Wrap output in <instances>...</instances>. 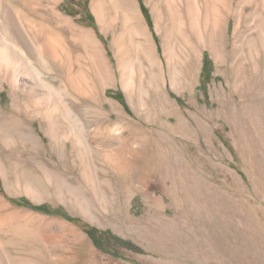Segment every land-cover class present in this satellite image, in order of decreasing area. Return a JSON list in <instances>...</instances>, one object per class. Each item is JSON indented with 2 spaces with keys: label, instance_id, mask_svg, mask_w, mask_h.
<instances>
[{
  "label": "rangeland",
  "instance_id": "1",
  "mask_svg": "<svg viewBox=\"0 0 264 264\" xmlns=\"http://www.w3.org/2000/svg\"><path fill=\"white\" fill-rule=\"evenodd\" d=\"M134 1L138 8L130 17L116 15L115 24L119 32L126 26L139 30L126 67L129 88L120 81L113 36L101 29L92 0L54 5L60 15L92 31L112 82L98 83L90 68L77 64L88 81L56 115L74 126L89 144L85 149L73 146L76 137L68 130L58 149L52 147L45 118L26 115L38 151L12 120L0 119V264H264V87L253 85L241 66L249 48L233 61L235 18L227 34L229 62L219 65L195 42L200 59L191 79L189 20L174 0H162L157 9L156 1ZM250 29L254 37V25ZM196 31L205 43L206 33ZM166 42L177 52L176 82ZM157 60L165 65L159 90L153 78ZM45 77L49 85L62 86L56 73ZM14 102L6 83L0 87V115L11 116ZM110 124L138 149L145 140L141 152L132 156L117 140L111 148H97L109 140ZM42 162L70 189L62 178L44 175ZM13 199L62 209L69 218L131 242L139 252L111 242L101 251L71 219L21 207Z\"/></svg>",
  "mask_w": 264,
  "mask_h": 264
},
{
  "label": "bare ground",
  "instance_id": "2",
  "mask_svg": "<svg viewBox=\"0 0 264 264\" xmlns=\"http://www.w3.org/2000/svg\"><path fill=\"white\" fill-rule=\"evenodd\" d=\"M154 1L157 4L156 9L161 6L162 0H148L149 3H154ZM174 1L182 16L189 20L193 29L190 58L187 64L191 79L195 77L197 63L200 59V51L195 46V42L197 45L209 49L219 65L229 62L231 56L228 54L227 34L229 21L231 17H234L236 24L232 44L233 61L244 56L245 49L249 48L250 57L241 66L250 76L249 79L253 85L264 87V0ZM57 2L58 0H0V87L6 83L10 84L15 96L13 114L11 116L0 115V119L12 120L15 123L13 128L20 130V136L27 140V143L30 142L37 147L38 151L41 145L32 130L26 126L24 118L26 115L36 117L40 115L45 118L52 147L58 149L61 140L65 139L67 130L73 132L72 134L76 137L73 142L74 147L82 149L89 147V144L76 133L72 124L67 123L69 124L67 125L61 119V121L56 119V115H60L63 109V102L72 95V92L81 90L83 93L82 88L86 83L87 73L81 70L77 71V64L86 70L90 68L98 83L110 85L112 82L110 69L102 48L92 31L79 27L75 21L60 15L54 7ZM136 7L137 4L134 0H92V8L98 16L101 29L106 34L113 36L112 47L116 53L120 81L125 88L130 87L126 67L128 64L130 65L135 37L138 36L139 30L136 32L135 27L134 29L126 26L122 32H119V27H115L116 15L122 13L125 17H130L132 9ZM252 25L255 27L254 37L249 36ZM196 27L206 33L207 41L205 43L199 39ZM164 46L171 79L176 82L177 52L171 42H166ZM77 53L82 54L77 55ZM157 68L158 73H154L153 78L156 89L159 90L158 81L162 79V73L165 72L164 63L157 60ZM47 73L48 75L56 73L59 80H62V86L56 88L49 85L45 77ZM45 85L51 88L48 93L45 92ZM111 107L116 109V105H111ZM68 115L70 116V114ZM81 127L85 133L87 130L83 126ZM107 127L106 132H108L109 140L106 141L104 138L98 143L97 148H111L117 140L121 148L134 156L138 155L141 152L140 148L145 146L144 140L140 147L138 145V149L133 144L132 138H125V134L114 130L111 124ZM101 130L102 128L99 129L100 134H105ZM45 163L42 164L44 175L55 177V180L58 181L62 178L65 185L67 180ZM39 180L38 177V182ZM29 190L33 191L32 187ZM34 200L38 201L35 198Z\"/></svg>",
  "mask_w": 264,
  "mask_h": 264
},
{
  "label": "trees",
  "instance_id": "3",
  "mask_svg": "<svg viewBox=\"0 0 264 264\" xmlns=\"http://www.w3.org/2000/svg\"><path fill=\"white\" fill-rule=\"evenodd\" d=\"M207 62H208V59H206V64ZM117 98L123 102V94L121 92L117 94ZM12 201L21 207H25V208H28V209H31V210H34L40 213L62 216V217L71 219L74 223L79 225L88 234V236L93 241L94 245L101 251L106 252L104 243L111 242L113 244L123 246L124 248L128 250L139 252V250L131 242H128L122 239L121 237L113 234L110 231H103V230H99L97 228L91 227L83 223L80 219L69 218L62 209H52L47 205H33L30 201L26 199H13ZM113 255L115 257H118V254H113Z\"/></svg>",
  "mask_w": 264,
  "mask_h": 264
}]
</instances>
